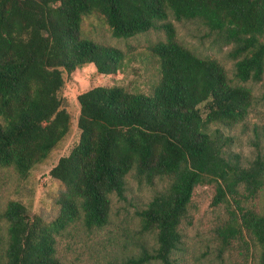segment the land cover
Segmentation results:
<instances>
[{"label":"trees","instance_id":"1","mask_svg":"<svg viewBox=\"0 0 264 264\" xmlns=\"http://www.w3.org/2000/svg\"><path fill=\"white\" fill-rule=\"evenodd\" d=\"M93 11L116 38L163 31L149 46L158 82L150 94L112 85L77 95L78 141L48 172L62 186L56 215L30 216L8 200L0 209V264H62L58 237L71 226H106L128 176L163 186L135 211L153 244L121 264H176L180 226L201 185L213 187L211 205L227 214L215 229L218 253L235 249L242 264H264V156L244 162L223 129L250 112L254 95L242 83L262 81L264 100V0H0V171L26 179L68 134L63 72L92 63L109 75L121 67L125 51L81 36L83 16ZM170 16L230 45L235 81L217 59L182 44Z\"/></svg>","mask_w":264,"mask_h":264},{"label":"rangeland","instance_id":"2","mask_svg":"<svg viewBox=\"0 0 264 264\" xmlns=\"http://www.w3.org/2000/svg\"><path fill=\"white\" fill-rule=\"evenodd\" d=\"M177 39L199 56L217 59L228 76L235 81L234 60L228 51L230 45L219 44L206 27L196 22L176 21ZM82 37L116 46L126 55L115 74H100L92 63H87L73 72H63L64 86L61 90L62 105L70 114V129L62 141L53 148L46 159L37 164L26 179L19 180L12 171H0V209L8 200L24 204L30 216L38 215L44 220L55 217L57 207L55 196L62 190L59 182L48 172L58 159L68 154L79 138L77 118L79 104L77 95L95 86L120 85L131 92L150 94L159 79L157 58L149 46L163 39L161 30L151 29L124 39L112 35L102 15L96 11L83 16L80 25ZM262 81L242 83L252 89L254 101L247 118L232 127H224V132L233 137L229 149L239 153L246 162L257 153L264 156V100ZM163 186L156 181L153 185L137 183L127 178L125 199L112 196L110 222L102 228L86 229L71 226L58 237L57 255L62 264H121L130 253H137L141 245L153 244L151 235L139 232V222L135 211L143 207ZM214 189L211 185L197 186L193 192L189 216L181 226L182 243L175 253L176 264H242L237 250L218 253V239L215 229L227 217L223 205H211ZM258 201V200H257ZM259 202V201H258ZM148 243L147 246L148 247ZM148 264H159L152 261Z\"/></svg>","mask_w":264,"mask_h":264}]
</instances>
